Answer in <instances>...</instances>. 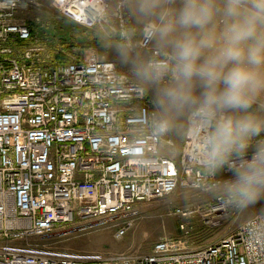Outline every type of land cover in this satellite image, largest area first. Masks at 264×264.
Wrapping results in <instances>:
<instances>
[{
    "label": "built area",
    "instance_id": "obj_1",
    "mask_svg": "<svg viewBox=\"0 0 264 264\" xmlns=\"http://www.w3.org/2000/svg\"><path fill=\"white\" fill-rule=\"evenodd\" d=\"M20 2L0 0V264H264V208L195 251L163 238L149 254L102 260L27 244L82 220L114 221L122 237L138 204L177 188L211 192L221 180L194 158L197 140L186 130L178 162L161 153L172 139L153 133L157 112L145 88L114 63L92 53L52 61L17 17ZM52 6L85 27L109 9L106 0H53ZM118 19L110 29L127 47L148 52V59L162 56L143 35L148 22L133 41ZM230 206L218 195L206 212L221 215Z\"/></svg>",
    "mask_w": 264,
    "mask_h": 264
},
{
    "label": "clouds",
    "instance_id": "obj_2",
    "mask_svg": "<svg viewBox=\"0 0 264 264\" xmlns=\"http://www.w3.org/2000/svg\"><path fill=\"white\" fill-rule=\"evenodd\" d=\"M143 35L160 58L130 60L155 90V135L183 120L197 140L194 158L210 176L223 172L222 198L247 208L264 197V0H136Z\"/></svg>",
    "mask_w": 264,
    "mask_h": 264
},
{
    "label": "rangeland",
    "instance_id": "obj_3",
    "mask_svg": "<svg viewBox=\"0 0 264 264\" xmlns=\"http://www.w3.org/2000/svg\"><path fill=\"white\" fill-rule=\"evenodd\" d=\"M28 1L21 0L16 15L30 25L35 44L43 48L45 54L62 53L68 60L71 56L92 53L103 61L114 63L119 73L143 85L152 108L158 112L154 88L141 83L133 75L131 64L125 63L118 52L120 46L126 45L110 29L111 26L117 27L121 16L131 39H139L148 18L138 14L136 0H106L109 4L107 13L92 27L64 17L53 8V0ZM152 46L158 48L154 41ZM129 50L130 60L148 59L146 51L135 47ZM184 133V122L178 121L177 126L168 132L173 144L164 147L161 153L178 162ZM216 176L222 182L223 177L229 175L223 172ZM218 195V189L202 192L177 188L165 198L138 204L127 218L131 226L122 237L116 236L118 224L114 221L82 220L64 229L58 228L47 237L32 238L27 244L48 253L102 260L149 254L163 238L174 239L186 250L195 251L233 233L241 223L264 208V197H261L258 203L247 208L231 205L221 215L208 214L207 205ZM177 209L185 210L187 214L180 215L176 213Z\"/></svg>",
    "mask_w": 264,
    "mask_h": 264
},
{
    "label": "trees",
    "instance_id": "obj_4",
    "mask_svg": "<svg viewBox=\"0 0 264 264\" xmlns=\"http://www.w3.org/2000/svg\"><path fill=\"white\" fill-rule=\"evenodd\" d=\"M52 61H56V62H60V63H64V62H66L67 60H66V58L63 56V54L62 53H54L53 55H52Z\"/></svg>",
    "mask_w": 264,
    "mask_h": 264
}]
</instances>
